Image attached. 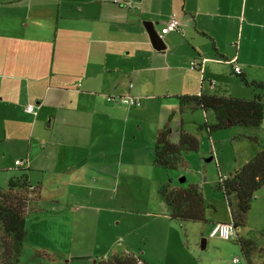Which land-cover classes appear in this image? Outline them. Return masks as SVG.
Masks as SVG:
<instances>
[{
	"label": "crops",
	"instance_id": "1",
	"mask_svg": "<svg viewBox=\"0 0 264 264\" xmlns=\"http://www.w3.org/2000/svg\"><path fill=\"white\" fill-rule=\"evenodd\" d=\"M173 17L182 31L159 37L165 49L157 50L144 23H152L159 36ZM200 58L201 68L193 70ZM239 76L264 82V0H0V173L8 174L9 164L25 161L30 183L41 188L44 212L35 216L54 217L72 242L76 235L91 237L79 232L77 214L93 232L102 212H126L108 207L80 213V188L111 192L142 187L144 181L152 191L156 187L159 197L165 184L153 152L159 130L167 127L163 123L179 114L177 138L171 129L173 143L181 129L199 139L203 130L198 128L210 123L202 111H196L201 115L194 120L185 114L196 112H177V98L211 94L248 99L239 93ZM127 96L141 105L123 104L120 99ZM30 105L37 107L36 115L25 111ZM148 116L156 117L151 135L138 137L130 147L127 140L138 136L135 123ZM186 120L198 133L190 131ZM205 157L199 146L185 156L183 169L214 160ZM241 167L228 172L220 168L219 178ZM35 173L50 176L51 189ZM162 210L157 208L150 218L169 226L168 208ZM230 222L229 212L227 221L210 223ZM98 241L93 243L100 251ZM127 255L133 254L119 256ZM256 255L245 257L247 264H264V254Z\"/></svg>",
	"mask_w": 264,
	"mask_h": 264
},
{
	"label": "rangeland",
	"instance_id": "2",
	"mask_svg": "<svg viewBox=\"0 0 264 264\" xmlns=\"http://www.w3.org/2000/svg\"><path fill=\"white\" fill-rule=\"evenodd\" d=\"M238 81L242 89L241 91L236 90L239 93L243 91L244 97L253 99L260 93L258 89L247 87L240 80ZM233 87L235 88V85ZM185 115V117H191L194 120V117L199 118L201 113ZM209 117L210 124H213L214 116L209 114ZM153 121H156V117L148 116L143 119L142 124L135 123L134 133H137L138 136L135 140H127L130 147L131 143L139 141L138 137L149 138ZM179 121L180 116L176 113L169 123H163V127L167 126L174 130L176 138L178 137L177 127L174 126ZM186 126L190 128L191 132H197V128L187 120ZM198 134H202L198 139L201 144V152L208 156L205 158L209 159L213 156L214 160L185 169H162L159 180L162 184L180 188H187L195 182L199 184L207 207L206 216L209 222L171 221L169 226L161 219L154 222L156 220L150 218L153 216L154 210L163 208L161 213L163 214L167 207L160 196H157L156 187L152 191L144 181L142 187H133L132 185L128 189L121 190L118 187L111 189V192L108 191V188L91 190L81 187L80 195L77 194L80 213L86 214L89 209L96 213L99 210L104 211L108 207L126 213L109 216L102 212L103 216H100L99 223L96 225L97 221L92 222L93 228L96 225L93 232L89 228L86 229L84 219L77 214L79 232L81 234L88 232L91 237L76 235L74 242L54 217L51 216L49 219V217L42 218L31 215L27 217L29 235L21 254L20 264H93L96 260L108 258L111 256L109 254L113 252L117 255L132 253V256L140 258L145 264H147V260L153 261L155 264H234L236 258L239 259L237 264H247L239 239H244L246 242L251 241L254 244L257 248L256 251L255 248L248 247L251 255L253 253L257 257L256 253L264 254V236H262L264 234V188L256 192L251 209L246 215L244 226L237 229L238 231L235 230L236 234L233 239L226 241L210 236L213 228L210 222H225L229 219V207L225 196L215 187L219 177H223L220 176V168L228 172L243 167L255 155L256 150L264 149V120L260 127H231L212 133L211 138L205 131ZM251 138L257 139V143L250 140ZM143 150V148L138 149L137 156L142 157ZM210 150L215 152V155L212 153L208 155ZM9 165L10 173H0V187L3 189L6 188L10 179L21 175L20 168L15 169L13 164ZM184 177L186 182L181 183ZM34 178L45 180L47 188L51 189L50 176L41 177L39 173H35ZM110 196L111 200H109ZM84 197H87L89 201L83 200ZM31 217L35 219L32 223ZM230 223L232 224V221ZM94 238L99 240L98 242L102 245L100 251L95 248L98 243H93ZM38 252L41 253L40 256L37 254ZM81 256H89L91 259L78 258ZM71 258L75 259L72 261ZM68 260L72 262H68Z\"/></svg>",
	"mask_w": 264,
	"mask_h": 264
},
{
	"label": "trees",
	"instance_id": "3",
	"mask_svg": "<svg viewBox=\"0 0 264 264\" xmlns=\"http://www.w3.org/2000/svg\"><path fill=\"white\" fill-rule=\"evenodd\" d=\"M200 62L199 68L203 59ZM197 70V69H196ZM199 70V69H198ZM247 87L259 90L253 99H240L232 96H216L199 94L177 98L179 113L202 111L212 114L214 123L205 122L198 130L211 135L214 132L227 130L231 127H260L264 120V82H248L239 76ZM28 107V106H27ZM27 107L25 111H27ZM35 114H37V107ZM30 114V113H29ZM171 129L164 127L159 130L153 152V162L165 170L183 169L186 165L185 156L199 150V140L194 134L179 130V141H171ZM250 140L257 143V139ZM18 160L16 162H20ZM20 168V176L8 181L5 189L0 187V264H20L21 254L27 241V217L37 215L44 210L40 207L41 188L30 183L28 164L16 165ZM223 192L229 207L231 221L235 230L244 226L246 215L251 209V203L256 192L264 188V150L258 152L242 168L230 174L227 178H219L215 184ZM199 185L187 188L163 185L159 191L160 197L167 205L169 218L178 222H207L206 204ZM264 236V234H262ZM240 240V239H239ZM245 257L251 255L249 248H255L251 241L240 240ZM247 251L245 252V248ZM257 248H255L256 251ZM39 256L41 253H37ZM253 254V253H252ZM263 254L262 252L259 254ZM93 264H145L134 256L113 255L106 260Z\"/></svg>",
	"mask_w": 264,
	"mask_h": 264
},
{
	"label": "built area",
	"instance_id": "4",
	"mask_svg": "<svg viewBox=\"0 0 264 264\" xmlns=\"http://www.w3.org/2000/svg\"><path fill=\"white\" fill-rule=\"evenodd\" d=\"M182 27H181V23L175 19L174 17L171 18L169 20V22L165 25V27L162 29L160 36H164L170 32H175V31H181ZM193 68L198 67L197 63H193L192 64ZM235 71L238 73L240 72L239 68H235ZM120 101L125 104V105H129V106H139L140 105V101L130 98V97H124L122 99H120ZM27 111L29 113L35 114V108L34 106H28L27 107ZM16 165L19 166H23V162H16ZM211 237H219L223 240H229L231 238L234 237V229L232 226L227 225V224H217L216 226H214V228L212 229L211 232ZM235 263L238 262V259H235L234 261Z\"/></svg>",
	"mask_w": 264,
	"mask_h": 264
},
{
	"label": "water",
	"instance_id": "5",
	"mask_svg": "<svg viewBox=\"0 0 264 264\" xmlns=\"http://www.w3.org/2000/svg\"><path fill=\"white\" fill-rule=\"evenodd\" d=\"M145 28L147 29L149 36L152 40L153 46L157 49V50H163L165 49V45L163 43V41L159 38L158 33L156 32V30L154 29V25L152 23H144ZM211 159L207 160V162H210ZM185 178H183L181 180V183L185 182Z\"/></svg>",
	"mask_w": 264,
	"mask_h": 264
},
{
	"label": "bare ground",
	"instance_id": "6",
	"mask_svg": "<svg viewBox=\"0 0 264 264\" xmlns=\"http://www.w3.org/2000/svg\"><path fill=\"white\" fill-rule=\"evenodd\" d=\"M161 31H162V30H161ZM175 32H178V31H175ZM170 33H171V32H170ZM168 34H169V33H168ZM164 36H165V35H164ZM159 37L162 38L163 36L161 37L160 34H159ZM194 63H196V62H194ZM197 65H198V67H196V68H193V67H192V69H193V70L199 69V63H198ZM236 68H237V67H236ZM239 70H240V69H239ZM234 71H235V69H234ZM235 73H237V72L235 71ZM238 73H240V72H238ZM127 97H130V96H127ZM130 98H133V97H130ZM133 99H136V98H133ZM136 100H139V99H136ZM139 101H140V100H139ZM140 105H141V101H140ZM140 105H139V106H140ZM30 106H34V105H30ZM127 106H129V105H127ZM139 106H129V107H135V108H137V107H139ZM30 114H32V113H30ZM23 165H24V164H23ZM184 178H185V177H184ZM217 224H227V225H230V226L233 227V224H231V223H216V224L213 225V228H214V226H216ZM213 228H212V229H213ZM233 229H234V227H233ZM211 232H212V231H211ZM234 235H235V229H234ZM210 236H211V233H210ZM212 238H213V237H212ZM214 238H216V237H214ZM231 239H233V238H231ZM231 239H229V240H231ZM226 241H228V240H226ZM236 259H238V258H236ZM234 261H235V259H234ZM238 262H239V259H238ZM238 262H237V263H238ZM237 263L234 262V264H237Z\"/></svg>",
	"mask_w": 264,
	"mask_h": 264
}]
</instances>
